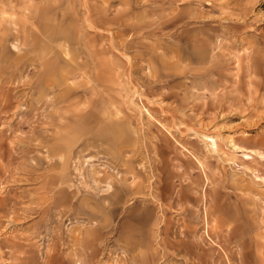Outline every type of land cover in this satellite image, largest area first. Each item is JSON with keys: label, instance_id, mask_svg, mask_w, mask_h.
<instances>
[{"label": "rangeland", "instance_id": "374dc122", "mask_svg": "<svg viewBox=\"0 0 264 264\" xmlns=\"http://www.w3.org/2000/svg\"><path fill=\"white\" fill-rule=\"evenodd\" d=\"M0 264H264V0H0Z\"/></svg>", "mask_w": 264, "mask_h": 264}, {"label": "bare ground", "instance_id": "6f19581e", "mask_svg": "<svg viewBox=\"0 0 264 264\" xmlns=\"http://www.w3.org/2000/svg\"><path fill=\"white\" fill-rule=\"evenodd\" d=\"M66 91V90H65ZM213 143V142H212Z\"/></svg>", "mask_w": 264, "mask_h": 264}]
</instances>
